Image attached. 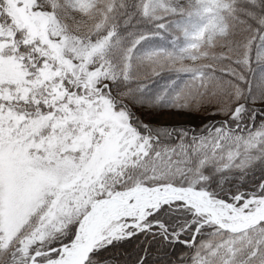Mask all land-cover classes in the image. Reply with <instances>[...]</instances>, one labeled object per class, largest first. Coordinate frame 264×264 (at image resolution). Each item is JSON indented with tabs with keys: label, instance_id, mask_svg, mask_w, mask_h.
Here are the masks:
<instances>
[{
	"label": "rangeland",
	"instance_id": "rangeland-1",
	"mask_svg": "<svg viewBox=\"0 0 264 264\" xmlns=\"http://www.w3.org/2000/svg\"><path fill=\"white\" fill-rule=\"evenodd\" d=\"M113 1L2 2L3 10L0 11L6 18L0 19V237L3 247L13 249L11 264H29L33 247L45 252L60 246H48V243L57 234L65 233L64 228L72 221L83 220L95 200L101 198L97 197L101 190L114 185L110 179L119 176L115 184L125 186L126 167L143 158L145 141L153 136L147 131L141 136L140 127L153 126L158 133L172 130L174 127L158 122L167 114L192 120L177 126L181 129L202 128L225 119L216 115V111L204 114L206 105L202 102L187 110H157L154 105L143 104L141 110L131 106L130 112L112 102L107 93L109 87L106 91L104 87L109 83L105 76L114 68L110 60L101 58V48L113 29L106 19ZM231 5L227 0H141L140 10L143 16L159 20L162 27L175 32L174 39L181 36L185 45L195 48L203 43H214L216 36L226 31L229 23L223 14ZM87 14L92 15L91 20ZM142 38L135 39L133 45L125 49L127 58L118 73L129 75L133 68L132 58H163L171 53L146 49L148 45ZM245 39L247 44L242 58L248 69H264V30L261 38H255V47L252 38ZM150 63L156 68L150 67L143 73V87L146 80L162 68L174 65L169 60ZM235 75L241 77L237 71ZM258 76L264 79V75ZM41 92L47 94L46 101L54 100L57 104L50 112L37 108L32 114L24 104L30 103L29 96L36 99ZM15 96H19L18 105L9 102ZM254 105L264 108V100ZM164 164L170 167L168 159H164L161 166ZM168 174L172 179L168 183L178 185L175 179H181L180 185H184L189 175H181V170L175 168ZM205 179L206 176L200 175L186 186L200 187L196 185L204 183ZM215 187L222 192L220 186ZM151 195L137 193L127 204L117 208L119 212L123 209L124 215L105 227L104 232L110 231V234L104 241L130 235V227L140 228L141 220L154 207ZM205 199L208 201L207 195ZM237 199L229 202L235 204L234 210L245 214L262 212L264 197ZM192 202L199 205V213L206 218L213 219L215 215L208 211L213 209L227 226L239 222L238 215L226 204L210 206L194 199ZM77 221L76 231L80 227ZM28 225L30 229L24 230ZM22 230L24 232L19 235ZM232 234L229 243L224 241L229 251L222 260L215 262L212 253L211 261L207 259L205 264H230L229 258L245 248L250 238L248 232ZM210 241L205 244L213 246ZM70 242L72 239L63 244ZM197 260L198 264H204L202 259ZM34 264H38L37 261Z\"/></svg>",
	"mask_w": 264,
	"mask_h": 264
},
{
	"label": "trees",
	"instance_id": "trees-1",
	"mask_svg": "<svg viewBox=\"0 0 264 264\" xmlns=\"http://www.w3.org/2000/svg\"><path fill=\"white\" fill-rule=\"evenodd\" d=\"M227 1L232 5L225 9L223 15L229 27L216 36L214 43H203L179 53H166L163 58H132L133 68L125 76L118 72L127 58L125 49H129L135 39L143 37L148 46L157 44L159 48L170 50L171 43L163 40L160 34L168 39L172 32L159 26V20L142 15L141 0L113 1L112 9L106 15L113 29L101 48V58L110 60L114 68L105 76L109 83L104 87V91L109 87L107 93L112 102L129 112L132 111L131 106L141 110L143 104L154 105L157 110H187L202 102L206 105L204 114L216 111V115L225 119L202 128L174 127L159 132L163 135L153 126L140 127L141 136L144 137L146 131L153 134L145 141V155L126 167L128 180L123 183L125 186L115 184L120 177H114L109 181L114 185L102 189L97 197L140 183L149 186L168 183L172 180L168 173L174 168L181 170V175L189 174L188 180L183 181L184 185L200 175L206 176L204 183L196 186L207 188L212 195L228 202H234L240 196L241 201L251 196H264V108L254 105V102L264 100V79L260 80L258 76L264 75V69L250 71L242 58L247 44L245 38H252V46L255 47V38L262 36L264 0ZM2 2L0 0V10H3ZM87 15L91 20L92 15ZM4 18L6 15L0 11V19ZM133 55L135 53L130 58ZM158 60H169L174 65L165 66L148 78L144 87L141 86L143 73L150 67L156 68L150 62ZM236 71L241 77L235 75ZM17 98L19 96L9 102L17 104ZM29 100L30 103L24 105L33 111L32 114L37 108L49 109L50 112L57 104L54 100L46 101L45 92L36 99L29 96ZM164 159H168L170 167L166 164L161 166ZM137 181L141 182L133 184ZM174 182L182 183L181 179ZM215 185L220 186L222 192H218ZM201 219L193 208L180 202L163 204L142 221V228L130 227L133 231L130 236L99 245L85 264H198V258L205 264L207 259L211 261L212 253L215 262H219L229 251L224 241L229 243L233 234L212 222L201 224ZM76 221L64 228L65 233L52 237L48 246L70 241L75 234ZM27 229H30L29 225L24 228ZM247 232L250 238L245 248L233 254L234 258H229L230 264H264V222ZM208 239L213 246L205 244ZM1 241L0 237V264H11L13 249L3 247ZM35 250L33 247L31 252ZM56 253L39 256L38 260L44 261Z\"/></svg>",
	"mask_w": 264,
	"mask_h": 264
},
{
	"label": "water",
	"instance_id": "water-1",
	"mask_svg": "<svg viewBox=\"0 0 264 264\" xmlns=\"http://www.w3.org/2000/svg\"><path fill=\"white\" fill-rule=\"evenodd\" d=\"M164 189L169 190V192H166ZM151 193L153 194V197H155L158 200H162L163 198H169L173 200H179L184 203H186L188 206L195 207L192 203L188 201L186 197L190 198H196L198 199L195 194H199L201 197H203L204 190L192 188V187H183V186H175L170 184H160L153 187H147L140 185L138 187H135L128 195H126L125 199L120 198L116 195H111L109 197H105L99 200L101 203V213L105 211L107 208L115 206L117 203L124 202L126 199H129L130 197L134 196L137 193ZM222 202V200H216V201H210V205H216L218 203ZM230 207H233V204L227 203ZM235 211V210H234ZM235 213L242 219V221L238 224L226 226L224 225L220 220L219 217H214L211 219L214 221L217 225L222 227L223 229L229 230L231 232H239L244 229H247L251 226L257 225L258 223L264 221V211L258 215H252L250 218L245 216L244 213H240L235 211ZM90 215V212L86 214L85 217H88ZM97 227V222L94 223L93 230H95ZM90 240L88 242V245H86L84 249V255L79 259L78 264H83L86 259L88 258L90 252L92 251L94 247V234L93 232L89 236ZM71 242L69 243V245ZM32 261H30V264Z\"/></svg>",
	"mask_w": 264,
	"mask_h": 264
},
{
	"label": "bare ground",
	"instance_id": "bare-ground-1",
	"mask_svg": "<svg viewBox=\"0 0 264 264\" xmlns=\"http://www.w3.org/2000/svg\"><path fill=\"white\" fill-rule=\"evenodd\" d=\"M158 122H159V124H165V125H177V124L191 123L192 120L189 118H186V117H181L177 114H175V115L167 114V115H164L163 117H161ZM186 198L188 199L189 202L192 200V199H190V197H186ZM154 200H155V203H157V202L164 200V198L162 200H158V199H154ZM100 207H101V204L99 202H97L93 205L92 213H91L92 215H89L86 219V220H88L87 229H86L84 224H82L79 227V229L77 231L76 238H75L74 242L72 243L73 245L69 248L63 247L61 249L60 255L58 257L53 258L44 264H78L81 252L84 251L86 245H88V242L90 240L89 236L92 232L94 234V241H96V240L102 241L106 236H108L110 234V231L108 233L104 232L105 227H107L111 223L112 220H114L118 216H120V214H122V212H119L118 210L112 209L110 211L103 213L101 215V217L99 219H97L96 216H97V213H98V210ZM142 213H140V215ZM137 214H136V216H137ZM248 218H250V215L248 216ZM96 221H97V227L95 230H93V226H94V223Z\"/></svg>",
	"mask_w": 264,
	"mask_h": 264
}]
</instances>
